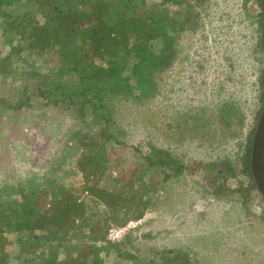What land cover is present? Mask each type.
<instances>
[{"label": "trees", "instance_id": "1", "mask_svg": "<svg viewBox=\"0 0 264 264\" xmlns=\"http://www.w3.org/2000/svg\"><path fill=\"white\" fill-rule=\"evenodd\" d=\"M155 1L147 5V0H0L1 35L8 44L17 42L9 45L5 56L0 53V78L20 82L21 91L17 92L26 95V101H18L13 109L29 106L27 96L35 95L45 105L62 107L81 121L87 117L102 123L96 139L86 142L81 130L69 134V139L83 149L72 169L82 178L79 191L64 187L54 177L18 181L15 187L0 185V264H10L4 249L8 242L5 233L16 236L21 252L25 246L32 253L39 250L36 264H102L100 253L104 257L114 254L119 260L114 264H137L141 259L129 250L133 248L129 231L113 243L106 240V234L109 227H124L150 209L149 197L141 195L140 190H149L153 177L161 176V182H166L180 178L186 171L201 173L205 186L213 188L216 198L226 193L237 196L239 201L243 199L241 204L249 200L250 191L256 190L250 169L255 128L246 134L242 155L235 160L222 157L207 164H184L154 144L149 143L144 152L135 147L139 166L134 179L118 189L100 185L106 174L120 182L107 172L103 146L113 140L108 128L114 107L123 102L144 106L159 94L164 75L178 60L182 34L196 30L200 24L196 10H202L206 3ZM257 2L259 39L253 51L262 54L257 79L261 106L256 116H260L264 108V0ZM169 8H174L173 15ZM37 13L42 22L36 19ZM23 51L27 58H41L52 52L58 57L59 67L49 73L33 72L32 79L35 75L38 80L32 88L27 79L31 71L20 65L24 62ZM183 117L184 127L177 125L181 135L196 137L201 128L199 120L191 114ZM217 119L237 136L245 116L236 103L227 101L220 104ZM72 154L67 151L66 156L73 157ZM65 160L66 157L55 160L48 175L54 174ZM238 173L248 178V186L240 183L226 189L227 179ZM44 246L61 247L64 259L45 255ZM142 258L145 264H194L186 252L176 249L155 253L154 259H145L147 255ZM26 262L35 264L31 259Z\"/></svg>", "mask_w": 264, "mask_h": 264}, {"label": "rangeland", "instance_id": "2", "mask_svg": "<svg viewBox=\"0 0 264 264\" xmlns=\"http://www.w3.org/2000/svg\"><path fill=\"white\" fill-rule=\"evenodd\" d=\"M154 3L157 1L147 0V5ZM168 11L173 15L175 10ZM196 11L200 24L194 32L182 34L178 60L164 75L159 94L144 106L123 102L114 107L108 128L113 140L103 146L107 172L120 182L106 174L101 186L118 189L134 179L139 166L134 148L144 152L149 143L168 150L184 164H207L222 157L235 160L242 155L245 136L255 128L261 106L257 79L262 54L253 51L259 39L255 21L260 6L257 0H206L203 9ZM35 17L42 22L40 14ZM16 43L8 44L0 32L2 56L9 45ZM21 54L24 62L20 65L31 71L27 79L32 88L38 80L35 75L32 79L33 72L49 73L59 67L58 57L52 52L41 58H27L25 51ZM18 89L21 91L20 82L0 78V185L15 187L18 181L54 177L64 187L79 191L82 178L72 169L83 149L69 139V134L81 130L87 142L97 138L102 123L87 117L81 121L62 107L45 105L35 95L27 96L29 106L13 109L18 101H26V95L18 93ZM227 101L236 103L245 116L237 136L217 119L220 104ZM188 114L199 120L201 128L196 137L181 135L177 127L181 129L183 115ZM67 151L73 157L66 156ZM64 157L60 168L48 175L55 160ZM200 174L186 171L180 178L166 182H161V176L153 177L151 188L140 190L141 195L149 197L150 209L124 227H109L106 240L115 242L107 239L109 231L132 223L122 237L130 232L133 248L129 250L141 259L137 264H145L144 255L147 260L154 259L155 253L175 249L186 252L194 264H264V199L260 193L250 191L245 204L240 203L243 199L239 201L237 196L226 193L216 198ZM240 183L244 187L249 183L242 173L228 178L226 189ZM5 237L8 242L4 249L10 264H28V259L36 264L39 250L32 253L25 246L21 252L14 234L5 233ZM43 250L45 255L54 254L59 260L65 257L61 247L44 246ZM100 257L102 264L119 262L114 254L104 257L100 253Z\"/></svg>", "mask_w": 264, "mask_h": 264}, {"label": "water", "instance_id": "3", "mask_svg": "<svg viewBox=\"0 0 264 264\" xmlns=\"http://www.w3.org/2000/svg\"><path fill=\"white\" fill-rule=\"evenodd\" d=\"M250 169L256 190L264 199V108L258 118L252 137Z\"/></svg>", "mask_w": 264, "mask_h": 264}, {"label": "built area", "instance_id": "4", "mask_svg": "<svg viewBox=\"0 0 264 264\" xmlns=\"http://www.w3.org/2000/svg\"><path fill=\"white\" fill-rule=\"evenodd\" d=\"M131 225H133V224L132 223H129L125 228H122V229H112V230H110L109 233H108L107 239L109 241H117V240H120L121 237H122V234H123L124 230L130 228Z\"/></svg>", "mask_w": 264, "mask_h": 264}]
</instances>
